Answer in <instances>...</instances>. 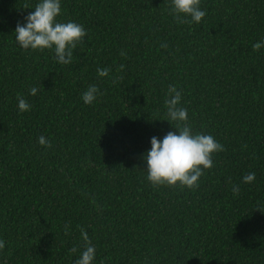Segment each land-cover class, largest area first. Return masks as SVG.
<instances>
[{"label":"trees","instance_id":"16d2710c","mask_svg":"<svg viewBox=\"0 0 264 264\" xmlns=\"http://www.w3.org/2000/svg\"><path fill=\"white\" fill-rule=\"evenodd\" d=\"M36 2L0 0V264H75L81 229L94 264H264V0H200V23L170 0H61L57 20L86 32L68 65L17 45ZM169 86L223 146L195 188L143 171L150 138L175 131Z\"/></svg>","mask_w":264,"mask_h":264},{"label":"clouds","instance_id":"9594fccd","mask_svg":"<svg viewBox=\"0 0 264 264\" xmlns=\"http://www.w3.org/2000/svg\"><path fill=\"white\" fill-rule=\"evenodd\" d=\"M13 30L14 39L21 49L49 50L57 64L71 63L72 52L81 43L86 32L82 25L73 21L61 22L57 17L61 13V0H37ZM170 12L178 20L189 18V23H200L206 15L200 7V0H170ZM264 47V40L253 45L254 49ZM108 70L98 68L97 76L105 77ZM29 95H35L36 87L28 90ZM100 95L95 85H89L81 94L84 104L93 103ZM181 93L175 86H169L165 99L166 120L176 123L175 131H168L162 137L152 136L150 148L142 153L141 159L145 164L147 181L153 186L162 185L195 188L204 169L213 166L212 155L223 151V146L210 134L193 132L187 123V109L180 107ZM31 105L23 96H17V109L19 112L29 111ZM39 145L49 148L51 142L43 135L37 138ZM255 173L249 172L242 176L243 183H251ZM238 187L233 186L232 192L236 194ZM83 248L75 264H94L96 251L87 233L81 229ZM5 242L0 239V249Z\"/></svg>","mask_w":264,"mask_h":264}]
</instances>
